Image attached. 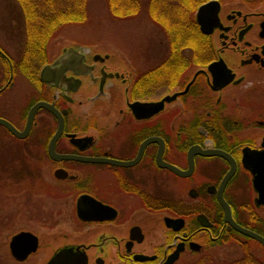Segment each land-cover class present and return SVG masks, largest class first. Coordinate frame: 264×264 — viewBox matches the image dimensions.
Here are the masks:
<instances>
[{"label": "flooded vegetation", "instance_id": "obj_1", "mask_svg": "<svg viewBox=\"0 0 264 264\" xmlns=\"http://www.w3.org/2000/svg\"><path fill=\"white\" fill-rule=\"evenodd\" d=\"M214 1L158 81L163 62L53 40L32 57L1 29L0 264H264L244 232L264 238V0Z\"/></svg>", "mask_w": 264, "mask_h": 264}, {"label": "trees", "instance_id": "obj_2", "mask_svg": "<svg viewBox=\"0 0 264 264\" xmlns=\"http://www.w3.org/2000/svg\"><path fill=\"white\" fill-rule=\"evenodd\" d=\"M17 1L25 15L27 43L25 51L32 57L45 56L50 41L63 27L84 23L90 14L89 0ZM204 1L148 0V15L151 21L167 34L169 49L165 58L187 57L189 47L194 48L196 42L208 40L200 31L194 16V11ZM106 2L109 14L118 19H129L140 15L144 6L142 0H106ZM163 65L165 62L155 68L156 81L168 75ZM173 67L174 71H170V78H181L180 66Z\"/></svg>", "mask_w": 264, "mask_h": 264}, {"label": "rangeland", "instance_id": "obj_3", "mask_svg": "<svg viewBox=\"0 0 264 264\" xmlns=\"http://www.w3.org/2000/svg\"><path fill=\"white\" fill-rule=\"evenodd\" d=\"M142 2L144 6L140 15L129 19H118L109 14L106 0H89L88 20L81 24H70L61 29L56 34L57 38H53L52 50L55 52L60 45L64 44L61 41H64L86 46L84 48L92 52H109L114 57L130 58L144 67L163 62L168 58H165L169 49L167 34L151 21L147 0ZM20 11L21 7L15 0H0V42L5 45L7 42L1 29L4 31L5 27L11 26L12 20L13 22L15 20L14 25L22 28L18 33L14 32L18 37L14 42L18 43L23 40V36L24 39L26 37L25 23ZM21 32L23 35L19 37L18 34ZM184 75H187V72ZM161 90L157 94H160ZM63 213L65 217L62 218L66 219L67 210Z\"/></svg>", "mask_w": 264, "mask_h": 264}, {"label": "water", "instance_id": "obj_4", "mask_svg": "<svg viewBox=\"0 0 264 264\" xmlns=\"http://www.w3.org/2000/svg\"><path fill=\"white\" fill-rule=\"evenodd\" d=\"M219 3L218 1H209L207 3H204L202 4L201 6H199L198 10H197V13H196V20L197 22L199 23L200 27H201V30L202 32L204 33H210L211 32V29H212V24H213V21L215 23L216 21V17L214 18L213 17V10H215L217 7H218ZM216 16V15H215ZM75 49L74 48H71L70 51L71 52H66L60 59H59V62L60 61H63L67 58V56H69L72 51H74ZM77 53V52H75ZM47 69L48 67L46 66L43 70V78L45 80H47V77H46V74H47ZM177 96V94H174V95H171V96H166L165 98H163L161 101H158L156 103H154V107H155V112L158 111L163 105H164V102L167 100V101H170L172 100L173 98H175ZM40 105H46L47 107L51 108V105H48L46 103H39L38 105H36V107H34L30 113V121L32 120V117H33V112L36 110L37 107H39ZM52 109V108H51ZM4 121V120H3ZM12 130L14 129L13 126L11 125V123H9L8 121H4ZM194 150V149H193ZM191 149V151H193ZM198 152L200 153H203V154H221V155H224V156H227L228 154H226L225 152L221 151V150H202L200 147H198ZM227 180V177L224 179V181ZM223 181V183H224ZM244 232L252 235V236H255L257 238L260 239V241L264 244V238L261 237L260 235H256L254 234L253 232H250V231H247V230H244ZM20 237V234H18L16 236L15 239H19ZM14 239V240H15ZM61 254V253H60ZM63 254V253H62ZM62 256H60L59 258H61Z\"/></svg>", "mask_w": 264, "mask_h": 264}]
</instances>
